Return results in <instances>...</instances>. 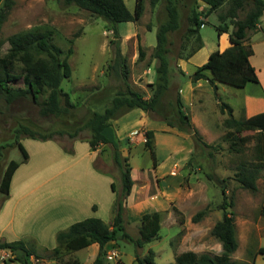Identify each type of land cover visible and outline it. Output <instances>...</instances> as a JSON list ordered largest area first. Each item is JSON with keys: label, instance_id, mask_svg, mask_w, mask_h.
<instances>
[{"label": "rangeland", "instance_id": "obj_1", "mask_svg": "<svg viewBox=\"0 0 264 264\" xmlns=\"http://www.w3.org/2000/svg\"><path fill=\"white\" fill-rule=\"evenodd\" d=\"M124 2L127 8L133 12L135 0H124ZM195 3V0H180L178 3L180 26L170 35L172 43L167 55L169 60V89L162 96V104L165 114L171 117L172 115L169 111L175 110L176 99L180 95L183 111L186 114H190L193 108L201 117V129L207 126L214 132L224 130L225 134L228 129L224 125V120L228 117V114H226V117L221 115L223 113L221 104H229L231 100H236V96L225 92L224 88L240 91L241 87L215 82L214 86H208L207 92H197L199 94L196 97L200 96L203 102V109H199L196 97H194L193 103L190 105L186 88L190 79L189 74H192L196 69L195 66L192 62L187 63L185 65L187 74L181 72L177 66L178 58L184 55L188 56L198 46L195 35L191 38L186 37L189 26L188 16ZM2 6L3 3L0 0V8ZM156 7L152 8L149 1L146 0L144 12L139 19L117 23L118 36L107 29L103 18L94 16L76 5H64L62 0H14L12 7L6 10V16L0 28V54L7 51L9 47L7 37L13 33L30 29L50 31L52 43L62 49L61 57H67L71 66V76L62 80L61 87L62 93L68 94L69 102L73 104V107H69V111L60 116L43 117L38 112L39 106L30 99L20 98L11 104H6L0 99V179L1 173L9 160L13 159L21 162L23 159V155L14 138V130L20 124L27 125L33 130L46 134L55 131L63 132V134H55L53 138L47 140L33 139L24 134L19 135V140L26 149L29 159L21 163L17 177L15 181L13 180L12 200L10 204L7 203L4 210H1V215H11L13 204L16 203L21 195L22 200L20 198L18 203V214L30 215L32 213V215H35L41 209L37 215H46L47 217L48 215H55L56 212L59 215H71L69 208L73 199H67L71 185L67 183L64 176L59 175L57 170L72 163L80 167L86 166L89 159L87 155L83 154L87 150H91V148L83 140L90 138L91 133L88 129H84L77 135V138H79L77 139L79 141L77 144L79 154L77 153L78 158H76V161L68 159L70 157L69 154H74V150L72 151L74 138H71L67 131L74 132L94 111L102 112L105 107L111 104L112 98L119 88L129 86L141 92L144 96L148 95V91L151 96L153 91L152 84L157 81L158 76L156 67L159 65L158 59L154 57V47L157 44V28L167 18L164 3L161 8H158L159 4ZM226 7L227 3L219 11L223 12ZM217 22L218 17L215 20L213 16H209L208 22L200 29L201 34L207 36L210 44H216ZM140 47L144 52L143 57L139 55ZM69 48H72V53L68 55L67 51ZM118 48L126 61L128 69L126 78L123 77V74L116 76L112 70L109 71L108 69V65L113 63ZM206 73L209 74L210 71L208 70ZM17 83L21 84L22 79H19ZM220 84H222L221 88ZM216 85L219 86L218 90ZM257 85L260 84L258 82H248L243 86L245 87L243 92L261 94L260 90H257L260 88ZM180 88L184 92L180 93ZM45 96L46 93L41 94L40 100H43ZM61 101L63 105H66L63 94ZM149 113L152 117L163 118L159 113L152 111ZM107 132L112 135L114 131L109 128ZM142 133L145 134V131H142ZM224 134L216 141H213L210 144L212 145L211 147H204L198 144L193 136L195 151L188 165L192 168L199 167L200 173H203L202 177L204 178H206L205 175L207 174H212L214 178L224 176L227 179V183L233 180L234 184L239 186V183L234 179L235 169H237L236 165L252 158L256 143V132L247 130L238 134L241 137H248V140L244 143L238 142V147L241 148L240 152L229 148V141L223 140ZM137 137L141 141V137ZM128 139L125 140L128 145L125 142L121 143L128 150L130 166L137 168L150 165L152 159L145 145H129ZM95 154L96 163L92 164L94 168L99 169L96 166L98 163L101 168L103 167L111 172L110 174L116 185L121 184L120 170L113 160V149H111V146L106 145ZM52 165H56V169H53ZM257 185H259V188L257 186L255 191L246 189L252 195V198L249 196L252 201L248 199L247 203L243 200V197H240V209L243 210L245 206L251 209L255 214L252 215L255 222H257L259 214H261V205L264 202V168L261 169ZM228 189L229 195L235 200L234 192H236V189L233 190L231 187ZM24 195L26 197L23 199ZM218 197H221L220 193H218ZM54 199L59 204V208L55 209V211L53 210ZM5 201L6 197L0 192V208ZM233 208V211H237L238 214V210L235 211V205ZM262 216L264 217V215ZM3 222V218H1L0 224ZM164 232V230H161L160 234L163 235ZM29 239L32 238L28 237L26 242L31 245L33 242L29 241ZM209 239H212V241L217 240L212 234H208L204 236L203 242L209 244ZM256 240L257 238H252V247L256 245ZM117 242L122 251L137 249L132 242L123 239H118ZM161 243L162 241H159V244ZM37 244L34 246L38 247L37 252H40L41 246ZM214 250L218 253L222 251L221 248L219 249V245ZM46 253L48 252L41 254ZM80 255V252L65 254L63 257L64 264H68L67 261L69 259H76ZM122 259L126 261V257ZM46 260L51 259L46 258Z\"/></svg>", "mask_w": 264, "mask_h": 264}, {"label": "trees", "instance_id": "obj_2", "mask_svg": "<svg viewBox=\"0 0 264 264\" xmlns=\"http://www.w3.org/2000/svg\"><path fill=\"white\" fill-rule=\"evenodd\" d=\"M146 0H135V7L131 12L124 0H62L64 5H76L82 10H86L94 16L101 17L106 22V27L114 35L118 36L117 23L130 22L139 19L145 9ZM152 8L157 4L164 3L166 20L161 22L157 28V44L154 47V57L158 59L157 81L152 84L151 96L145 97L139 91L129 86L119 88L112 98L111 104L105 107L102 112L94 111L91 116L80 125L74 132H68L71 138H77L81 130L88 129L91 133L87 139L90 148L96 150L100 143H111L105 136V129L111 124V120L120 116L133 108H140L146 112H156L163 116L168 125L178 127L183 131L192 132L198 144L204 147H211L193 126L190 117L183 111L180 95L176 99V108L169 111L171 117L165 114L162 104V96L169 89V60L170 35L179 26L180 0H148ZM190 10L188 16L189 26L186 37L195 35L200 46L199 29L204 21L200 16H207L214 11H218V24L216 30L220 34L227 32L230 25L229 40L230 46L224 51L213 55L207 62L196 67L190 75L192 81L207 79L212 85L215 82H222L234 87H243L248 82H258V76L249 58L244 51L243 42L246 39L247 30L259 18L264 11V0H201L208 5L206 11L199 9L198 0ZM14 0H2L3 6L0 8V28L6 16V10L12 7ZM227 3L226 9L219 11ZM220 12V13H219ZM9 47L7 51L0 54V99L6 104H11L20 98L30 99L39 106V114L43 117L60 116L69 111L73 104L69 102L68 94L62 93L61 82L64 78L71 76V66L67 57L62 58V49L51 41L50 31L25 30L13 33L7 37ZM196 48V49H197ZM195 49V50H196ZM194 50V51H195ZM72 53L69 48L67 54ZM43 55V56H42ZM139 55L144 56L142 48H139ZM109 71H113L116 76L123 74L126 78L128 69L125 58L120 49L116 51L112 64L108 65ZM121 70V71H120ZM210 71L208 76L206 71ZM22 79V83H17ZM46 93L43 100L40 95ZM65 96L66 105L62 104L61 96ZM226 110L228 117L224 120V125L228 131L224 134L223 140L229 141V148L240 152L238 142L248 140L247 136L238 134L251 130L255 131L256 143L251 159L244 160L237 166L234 179L239 185L251 191L257 189V179L264 168V112L258 113L249 118H235L231 107L221 104V111ZM174 120V121H173ZM20 134L33 139H51L55 134H63L62 131L52 133H42L33 130L27 125L20 124L14 130L15 143L20 149L23 159L21 162L13 159L9 160L1 173L0 192L4 197L9 195V188L12 177L22 162L28 159V153L20 142ZM147 138L145 147L150 150L153 156V131H145ZM113 160L120 170L121 190L117 192L114 202V216L111 224H107L101 218L87 217L69 225L66 229L60 230L56 234V246L46 254L38 253L32 245H28L24 240L6 241L0 240V249H8L12 253L10 260L20 264H34L41 259H53L54 264H64V255L87 247L92 243H98L100 250L93 264H106L104 246L112 240L123 239L135 244L137 248L144 244L160 238V213L150 212L142 215L138 228V235L135 237L126 230L124 222V204L130 194L133 179L131 177V166L128 157L122 156L118 147L114 146ZM210 180L215 181L222 191V201L219 208L223 210V216L211 230V234L222 243V251L217 255L202 254L200 256L186 252L176 257V264H253L236 262L231 260L232 254L236 251L238 242L235 234V213L233 211L234 200L226 193L224 184L226 179L214 178L208 174ZM112 184V188H113ZM206 211H201L194 216L193 221H199ZM261 214L264 215V202L261 205ZM33 257L35 262L30 261ZM154 253L149 250L144 256H136L138 264H154ZM68 264H80L77 259H69Z\"/></svg>", "mask_w": 264, "mask_h": 264}, {"label": "crops", "instance_id": "obj_3", "mask_svg": "<svg viewBox=\"0 0 264 264\" xmlns=\"http://www.w3.org/2000/svg\"><path fill=\"white\" fill-rule=\"evenodd\" d=\"M197 4L202 11H206L208 8V5L201 0H198ZM162 5L163 3H159L158 8H161ZM217 15L218 11H214L207 16H200L204 21L200 29L208 22L209 16H213L216 20ZM232 28V25H230L227 32L220 34L216 32V44L211 43L212 45L208 41L207 36L202 35L199 29L200 46L194 52L188 54V56L184 55L178 58L177 66L180 71L187 74L188 72L185 67L187 63L192 62L196 68L207 62L213 55L229 47V35ZM243 48L258 76V84L260 85L257 86L260 88L257 90H260L261 94L243 92L245 87H241L240 91L230 90L227 87L224 88L225 92L236 96V100H231L228 105L232 109L233 116L238 119L242 117L249 118L264 112V11L247 30ZM207 75L211 76V73ZM208 86L212 87L214 85L207 79L188 80L186 88L189 94L190 105H192L194 97L199 94L197 92H207ZM221 86L222 84H220V88ZM216 87L218 90L219 86L216 85ZM182 91L184 92L180 88V93ZM147 93L148 95L145 97L150 96L148 91ZM196 98L199 103L198 108L203 109V102L200 96ZM226 114V110L221 113L224 117H226ZM188 116L193 126L208 144L216 141L224 134V130L214 132L207 126L201 129V117H199V114L193 108ZM110 123L105 129L104 134L111 143H100L96 150H87L83 154L87 155L89 159L86 166L80 167L72 163L62 166L57 170V172L59 171V175L64 176L67 183L71 185V190L67 195V199H73L69 208L71 215H59L57 212L55 215H48L47 217L46 215H37L41 209L35 215H32V213L30 215L18 214V203L20 198L22 200V195L13 204L11 215H1V210H4L7 203L10 204L12 200L13 180L15 181L17 172H19L21 164L19 165L12 177L9 195L6 197V201L1 204L0 220L3 218L4 222L0 224V240L12 241V239H22L26 242L27 238L31 237L32 239H29V241L33 242L31 245L37 251L38 247L34 245L38 243L37 245L41 246L38 253H43L51 251L56 246V234L58 231L66 229L76 221L94 216L101 218L107 224H111L114 216L116 194L121 190L122 184L116 185L110 174L111 172L103 167L101 168L98 163L96 166L99 169L94 168L92 164L96 163L94 158L95 153L99 149H103L104 146L109 145L113 150L114 146L118 147L122 156L128 157V150L122 146L121 142H125L135 131L151 130L153 131V156L150 150H147L150 153L152 163L137 168L131 166L133 186L125 200L123 215L126 230L136 237L142 215L150 212H159L160 232L161 230L165 232L163 235L159 232L160 238L146 243L143 247L130 251H122L117 240L109 241L104 246L106 251L105 263L137 264L136 256L142 257L149 250H152L154 253V264H176V257L186 252H192L198 256L202 254H209L211 256L219 254L214 250L218 245L219 249H222V243L218 239L216 241L209 239V244L203 241L204 236L211 234L212 228L223 216V210L219 208V204L222 201V191L217 183L208 178V174H204L206 178L202 177L203 173H200L199 167H189L188 163L195 151L193 133L180 130L176 126L172 127L163 118L152 117L149 112L140 108L128 110L112 119ZM109 128L114 131L112 135L107 132ZM137 138L128 139L129 145L144 144ZM77 139L79 138H74L72 147L74 154H69V160L77 161V144L79 142ZM135 139L136 141H134ZM83 141L88 143L87 140ZM56 148L59 149L58 147ZM52 168L56 169V165H52ZM220 178L226 179L224 176ZM231 181L227 183L226 179L224 182L227 194H229V187L233 190L236 189V192H234V205L235 211L238 210V214L237 211L234 212L235 234L238 246L231 256V260L264 264V217L262 214H259L258 220L255 222L252 217L255 214L251 209L247 208V206L243 210L240 209V197H243V200L248 203L247 200L250 197L252 198V195L240 185H235L233 180ZM257 186L259 188V185ZM218 193H220L221 197H218ZM25 197L24 195L23 199ZM54 201L53 210L55 211V209L59 208V204L56 199ZM249 201L252 200L250 199ZM201 211H206L204 216L199 221L194 222V216ZM254 237L257 240L256 245L252 247L251 241ZM159 241H162V243L159 244ZM99 250V244L96 242L92 243L85 248L75 251L81 253L76 259L80 264H93ZM11 257L12 253L10 250L0 249V264H20L10 260ZM123 257H126V261L122 259ZM30 261L35 262L33 257L30 258ZM35 263L54 264L55 260L41 259Z\"/></svg>", "mask_w": 264, "mask_h": 264}, {"label": "built area", "instance_id": "obj_4", "mask_svg": "<svg viewBox=\"0 0 264 264\" xmlns=\"http://www.w3.org/2000/svg\"><path fill=\"white\" fill-rule=\"evenodd\" d=\"M137 136H140L141 137V141L142 142H146V140H147V138H146V136H145V134L144 133H142V131H135L134 133H132V135H131V139H134L135 137H137Z\"/></svg>", "mask_w": 264, "mask_h": 264}]
</instances>
